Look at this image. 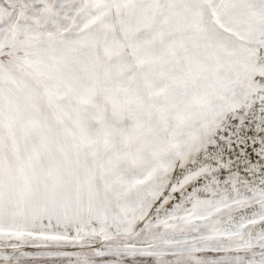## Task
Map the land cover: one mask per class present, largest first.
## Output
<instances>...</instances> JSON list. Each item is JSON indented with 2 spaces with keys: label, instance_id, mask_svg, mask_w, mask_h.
<instances>
[{
  "label": "snow or ice",
  "instance_id": "snow-or-ice-1",
  "mask_svg": "<svg viewBox=\"0 0 264 264\" xmlns=\"http://www.w3.org/2000/svg\"><path fill=\"white\" fill-rule=\"evenodd\" d=\"M0 264H264V0H0Z\"/></svg>",
  "mask_w": 264,
  "mask_h": 264
}]
</instances>
